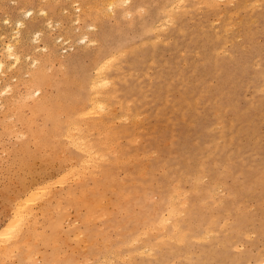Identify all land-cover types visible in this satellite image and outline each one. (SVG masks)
<instances>
[{
    "label": "rangeland",
    "instance_id": "1",
    "mask_svg": "<svg viewBox=\"0 0 264 264\" xmlns=\"http://www.w3.org/2000/svg\"><path fill=\"white\" fill-rule=\"evenodd\" d=\"M35 1L0 0V46L1 41H8L9 34L16 33L10 23L20 18L28 7L34 8L36 24L32 32L24 33L25 36L22 32L15 34L22 38L18 51L24 57H20L17 65L25 63L27 69L32 63L31 52L43 54L45 72L52 78V86L51 83L44 86L50 94L56 90L55 83L63 68L57 66L62 60L58 58L59 53L68 60L69 66L73 63V71L80 75L81 70L91 68V59L99 48L109 49L106 55L121 49L110 67V78L116 90L111 104L117 106L110 105V109L116 111H113L117 115L116 126L124 124L129 131L118 140L124 157L131 158L111 168L110 175L114 177L111 184L98 187L89 178L84 185L76 184L74 176L71 178L69 172L64 174L61 170L59 155L62 152L58 151L65 148H60L54 137L46 136L39 142L40 137L36 139L26 134L31 130L27 127L31 126L34 133L44 121L38 114L30 115L29 105L23 108L25 100L11 87L16 77H12L11 72L1 74L0 91L6 81L11 84V93H15L1 91L0 98L4 99L0 104L4 102L3 108L8 106L16 114L0 106V230L21 212L14 209L15 205H20V200L21 203L28 200L19 207L24 210V205H30L28 210L33 222L27 219L32 222L28 226L25 221L24 225L17 224L13 232L14 235L19 229V234L13 236L16 239L0 232V239L4 237L0 242V264H98V260L101 264H264V0H208L210 5L200 4L198 0H181L177 3L181 7L174 10L175 20L144 34H140L138 19L145 25L154 24L162 19L164 9L172 3L176 5L174 0H128L124 5L123 2L115 6L116 15L105 18L100 15L96 19L92 17L93 12L85 13L87 5L104 7L105 0ZM38 7H44L47 13L37 12ZM137 8L142 9H138L140 14ZM76 14L81 15L79 21ZM43 15L48 19L44 20ZM133 17L134 22L130 24ZM92 20L94 24L89 25ZM40 23L48 28L39 26ZM88 26L94 28L95 34L92 35ZM37 28L41 29L39 42L29 37L34 36ZM46 28L50 34L46 33ZM43 29L46 31L42 32ZM83 31L87 35L86 42L80 40ZM93 36L98 38V44ZM54 37L61 39L56 43ZM65 37L70 39L65 40ZM51 38L54 44H49L53 43ZM91 38L96 46L90 45ZM79 40L83 50L77 45ZM41 44L48 47L44 48L45 54L42 47L40 50ZM131 44L135 48L130 47ZM35 45H39L38 50ZM47 51L48 58L44 57ZM123 51H126L124 56ZM115 64L120 65L121 70ZM73 65L76 66L73 68ZM9 66L8 71L15 65ZM22 71L26 70L22 69L19 77L28 78V71L27 75ZM6 92L14 96L10 100L15 98L11 103ZM32 92L38 95L33 89L31 95ZM120 102L125 103V109L129 105L131 112L126 109L129 117L121 115ZM14 107L20 108L17 109L21 112L20 121L30 126L25 124L24 127L18 122ZM8 113L14 118L6 117ZM48 121V125L44 122L46 127L50 126ZM19 132H23L22 135ZM38 143L42 144L37 147ZM110 158L112 162V156ZM67 176L72 180L65 181ZM131 179L142 183L141 194L122 199L115 182L121 180L124 187L131 186ZM215 184L219 186L216 189ZM41 188L50 189L52 194L42 197ZM169 198H174L177 204L175 212L170 211ZM123 201L127 202L123 205Z\"/></svg>",
    "mask_w": 264,
    "mask_h": 264
},
{
    "label": "bare ground",
    "instance_id": "2",
    "mask_svg": "<svg viewBox=\"0 0 264 264\" xmlns=\"http://www.w3.org/2000/svg\"><path fill=\"white\" fill-rule=\"evenodd\" d=\"M18 1V0H17ZM37 1V0H36ZM35 1V2H36ZM73 1V0H72ZM75 1V0H74ZM100 1V0H99ZM98 1V2H99ZM101 1H103V0H101ZM128 0H105V6L103 7V6H100V7H91V5L90 4H88L87 5V9H86V11H85V13L86 14H89V13H92L93 12V16L92 17H94L95 19H96V17H98V18H100L101 16H104L103 18H105L106 16H108V15H110V16H113L114 14L116 15V13H117V11L114 9L115 8V6L119 3V4H121V3H123V5L124 4H126L125 2H127ZM183 1V0H182ZM210 1V0H209ZM213 1V0H212ZM216 1V0H215ZM42 2V1H41ZM56 2V1H55ZM174 3L176 2V5L174 4L173 5V3H172V5H169L168 6V8H166V9H164L163 10V17H162V19H160L159 18V21L160 20H162L161 22H159L158 20H157V22H159V23H157V22H155L154 24H149V25H145L146 23H143L142 22V20H140V19H138V24L140 25V29H141V31H140V34H144V33H147L148 31H154V30H157V29H159V27H162V26H164V25H162L163 23H170L171 21H173V20H175V15H174V10H176V9H178V8H180L181 7V5H177V3L179 4V3H181V0H174L173 1ZM186 2V1H185ZM200 2H203V3H205V4H208V5H210V3L208 2V0H198V3H200ZM15 3V2H14ZM23 3H24V1H23ZM39 3V2H38ZM44 3V2H43ZM101 3V2H100ZM104 3V2H103ZM184 2H182V4H183ZM216 3V2H215ZM75 4V3H74ZM102 4V3H101ZM201 4V3H200ZM39 5V4H38ZM69 5V4H68ZM77 5V4H76ZM103 5V4H102ZM212 5H213V2H212ZM249 5V4H248ZM50 6V5H49ZM78 6V5H77ZM185 6V5H184ZM198 6V5H197ZM20 7V6H19ZM24 8V7H23ZM60 8V7H59ZM74 8H76V7H74ZM80 7L78 6V9H79ZM82 8V7H81ZM183 8V7H182ZM181 8V9H182ZM37 9V8H36ZM62 9V8H61ZM77 9V10H78ZM138 9H140V8H137V10H136V12L138 11ZM185 9V8H184ZM197 9V8H196ZM200 9V8H199ZM76 10V11H77ZM80 10V9H79ZM141 11H142V9H140ZM140 10L138 11V14H140L139 12H140ZM251 10V9H250ZM22 11V10H21ZM47 10H45V8L44 7H38V9H37V12H42V13H44V15L47 13L46 12ZM62 11H63V9H62ZM108 11V12H107ZM129 11V10H128ZM33 12H34V8H31V7H28L25 11H22L21 12V17L20 18H18L17 20L15 19V21L14 22H12L13 24H11L10 23V25L11 26H13L12 27V31L13 32H16V33H19V34H21V32L23 33L22 35H24L25 36V34L24 33H29L31 30H32V27L36 24V22H35V15H33ZM84 12V11H83ZM35 13V12H34ZM49 13V12H48ZM123 13H125V11H123ZM127 13V12H126ZM142 13V12H141ZM36 14V13H35ZM38 14H40V15H42L41 13H38ZM86 14L84 15V17L86 16ZM129 14H131V12L129 13ZM128 14V15H129ZM43 15V16H44ZM51 15V14H50ZM101 15V16H100ZM122 15V14H121ZM176 15H177V13H176ZM47 16H48V14H47ZM76 16H77V19H76V17H75V19L77 20V21H79V17L81 16L80 14H79V17H78V14H76ZM127 16V15H126ZM228 16V15H227ZM18 17V16H17ZM89 17V16H88ZM91 17V18H92ZM130 17H131V15H130ZM44 20H46V19H48V18H46V16H44V17H42ZM50 18V17H49ZM94 18H92V19H94ZM113 18V17H112ZM228 18V17H227ZM6 19V18H5ZM7 19H8V17H7ZM38 19V18H37ZM74 19V18H73ZM134 19H135V17H133L131 20H130V24H132L133 22H134ZM76 20H72V21H76ZM140 20V21H139ZM150 20V19H149ZM4 21H6L5 23H8L7 21L8 20H4ZM43 20H41V22H42ZM48 21V20H47ZM55 21V20H54ZM76 21V23H78ZM93 21V20H92ZM98 21H100V20H98ZM46 22V21H45ZM60 22V21H59ZM90 22V21H89ZM143 23V25L144 26H141V24ZM157 23V25H156V29H155V24ZM4 24V23H3ZM38 24V23H37ZM48 24H50V22H47V25ZM52 24V23H51ZM94 24V21L92 22V24H90L89 23V25H93ZM46 25V24H45ZM45 25H42L41 23H40V25L39 26H44V27H46ZM88 24L86 23V26H87ZM99 25V24H98ZM166 25V24H165ZM6 26V25H5ZM38 25H36V27H37ZM38 26V27H39ZM63 26V25H62ZM96 25H94V28H96L95 27ZM90 27V29L92 30V35L93 34H95L94 33V28L92 27V26H88V28ZM93 29H92V28ZM102 27V26H101ZM158 27V28H157ZM165 27V26H164ZM41 28V27H40ZM47 28H48V26H47ZM46 28V29H47ZM178 28V27H177ZM162 29V28H161ZM217 29V28H216ZM9 30V29H8ZM10 30V31H11ZM35 30V29H34ZM33 30V31H34ZM87 30H89V29H87ZM163 30V29H162ZM38 31H41V29H39V28H37V32H36V30H35V33H34V36L33 37H31V36H29L30 37V39H32V40H34L33 38H35V41H37L38 40V38H39V35H41V34H39V32ZM44 31H46V30H44L43 29V31L42 32H44ZM60 31V30H59ZM64 31V30H63ZM68 32H69V30H67ZM183 31V30H182ZM32 32V31H31ZM81 32V31H80ZM79 32V33H80ZM227 32V31H226ZM3 33H4V31H3ZM9 33V32H8ZM15 33V34H16ZM41 33V32H40ZM47 34L49 33L48 32V29H47V32H46ZM60 33V32H59ZM65 33V32H64ZM78 33V32H77ZM83 33V34H82ZM82 33H80V35H81V38H80V40L82 41H84V42H86V38H85V35H84V33H85V31H83ZM15 34L13 35L12 33L11 34H9V38H8V41H6V42H4L3 43V41H1V46H0V75L2 74V75H5V72L7 73H9V72H11V73H9V74H11L12 75V77H16L15 78V82L13 81V80H11L12 79V77H11V79H10V81L12 82H14V83H12V86L11 87H13V89H14V91L16 92V93H18V94H16V95H21L22 97V100H25L24 101V107L23 108H27V106L29 105V109H28V111H29V113H30V115L31 116H34V115H37L38 114V116L40 115V117H41V119H42V122L44 121L46 124H47V119H49V121H50V126H47L46 127V125H44L45 123L43 122L42 124H43V126L40 128V130H38V131H36V132H32L31 130L33 129V128H30L31 126H30V124H26L24 121L23 122H21L20 121V117H21V115H20V117H19V113H21V112H19L20 110H17V109H20L19 107L18 108H16V107H14V108H16V111H17V117H19L18 119H19V121L18 122H20L21 123V125H22V123H23V125H24V127L26 126V125H28V126H30V127H27V129L29 128V129H31V130H27V133L26 134H28V135H32V136H34L33 138H35L36 137V139L38 138L39 139V137H40V140H39V142L42 140H44V139H46V136H51V138L52 137H54V140L56 139V142H59V145H60V148L62 147V149L63 148H65V150H61V151H58V152H60V154H61V152H62V154L61 155H59V160H60V166H61V170L64 172V174H66L65 173V171L68 173H70L71 175V178H72V176H74L75 177V179H76V184L78 183V184H80V185H84L85 183H86V181H87V179L89 178V179H91L92 180V182H93V184L94 185H96V186H98V187H103V186H105V185H107V184H111V182H113L114 181V177L112 178V176L110 175V172H111V168L115 165V166H119V165H121L123 162H125V158H127V157H124V149H122V147H120V143H119V137L120 136H124V135H126L129 131H128V129H127V127H126V125H124V124H120L119 126H116V124L114 123V118H117V115L114 113V112H116V111H112V109H110V105H112L111 104V100H112V97H114L115 96V92H116V90H115V87L113 86V82H112V80H111V78H110V75H111V73H110V67H113L112 65H113V61H114V59L115 58H118V57H116L119 53H121V49H118V50H116V51H113L112 53H109L108 52V55H106L107 53V51H109V49H101V48H99L96 52H95V54H94V56H93V58L91 59V68H87V69H83V70H81L82 72L80 73V75H79V72H77L76 70L75 71H73V69H72V64H71V66H69V62H68V60L67 59H63V54L62 55H60V53H59V57H58V55H57V57L60 59V57H61V59L62 60H60L61 62V64H58L59 63V59H58V61H57V66H60V68L61 67H63V68H61L60 69V78L59 79H57V81H56V83H55V87H56V90L54 91V93L53 94H50L49 92H47V90L45 91V87L44 86H47V85H49L50 83H51V85L50 86H52V78H51V75L50 74H48V73H46L45 71V69L46 68H44V67H46V66H44L45 64H46V60H44L43 59V54L41 53V52H43L44 51V48H46L47 46H49L47 43H46V45L47 46H43L42 44H41V46H40V50H42V48H43V51H40V53L42 54V55H40V54H38L39 52H37V53H34L33 54V52H31V54L32 55H30L31 57H32V63H33V67L32 66H30V64H32V63H29V65H28V67H27V69H26V64L24 63H22V65H20V63H19V65H17L18 64V62L20 61V57L21 58H24L23 56H20V51H18V49L20 48V40H22V38H20V36L17 34L16 36H15ZM50 34V33H49ZM8 35V34H7ZM21 35V36H22ZM65 35H67L68 36V34H65ZM1 36V35H0ZM27 37H28V35H26ZM79 36V35H78ZM78 36H77V38H78ZM87 36V35H86ZM104 36H105V34H104ZM160 36V35H159ZM158 36V37H159ZM4 37V36H3ZM2 37V38H3ZM26 37V38H27ZM57 37V36H56ZM56 37H54L53 39H54V41L57 43V41L59 42V40L61 39H56ZM59 37H61V36H59ZM107 37H109V36H106V38ZM156 37V36H155ZM222 37H224V36H222ZM1 38V39H2ZM67 37H65V40H67V39H70L69 37L66 39ZM76 38V39H77ZM78 38V39H79ZM93 38H94V40H95V42H96V44H98L99 42V40H97V39H95V36H93ZM93 38H91V40L93 39ZM23 39H25V37L23 38ZM28 39V38H27ZM29 39V40H30ZM75 39V41H77ZM26 40V39H25ZM51 40H52V38H51ZM57 40V41H56ZM65 40H62V41H65ZM72 40V39H71ZM79 40V41H80ZM91 40L90 41H88V39H87V41L88 42H90L91 43ZM153 40V39H152ZM155 40V39H154ZM157 40V39H156ZM53 41V40H52ZM54 41H53V43H49V44H54ZM72 41H74V40H72ZM81 41H80V43L78 42V46H79V44H81ZM117 41V40H116ZM141 41V40H140ZM26 42V41H25ZM29 42H31V41H29ZM37 42H39V40L37 41ZM47 42V41H46ZM88 42H87V44L85 45L86 46V48H88L90 45L92 46L93 45V43H94V45H95V42H93V40H92V43L87 47V45H88ZM101 42V41H100ZM118 42H119V40H118ZM31 43H33V41L31 42ZM43 43V42H42ZM72 43H74V42H72ZM76 43V42H75ZM114 43H116V42H114L113 41V44ZM119 43H121V41L119 42ZM142 43V42H141ZM24 44V43H23ZM44 44V43H43ZM83 45V47H85L84 46V44L85 43H82ZM106 44V43H105ZM103 45V46H106V45ZM144 44V43H143ZM25 45V44H24ZM74 45V44H73ZM76 45V46H77ZM109 45H111L112 46V44L110 43ZM36 46L37 47H39V45H35L34 46V48L35 49H37L36 48ZM51 46H53V45H51ZM78 46H77V48H78ZM96 46V45H95ZM102 46V47H103ZM133 46V44H131V46L130 47H132ZM139 46V45H138ZM42 47V48H41ZM50 47V46H49ZM81 47V45L79 46V49H82V47ZM129 47V48H130ZM134 47V46H133ZM220 47V46H219ZM33 47H32V49H34ZM76 48V49H77ZM107 48V47H106ZM109 48H111L110 46H109ZM122 48V47H121ZM128 48V47H127ZM135 48V47H134ZM46 49H48V47L46 48ZM84 49V48H83ZM82 49V50H83ZM123 49H125V48H123ZM131 49V48H130ZM29 50V49H28ZM38 50V49H37ZM52 50H54V49H52ZM126 50V49H125ZM32 51H34V50H32ZM51 51V50H50ZM127 51V50H126ZM126 51H123V53H122V56H124L123 54L126 52ZM22 52H23V50H22ZM70 52H73V50L72 51H70ZM111 52V51H110ZM130 52V51H129ZM132 52V51H131ZM168 52V51H167ZM29 53V52H28ZM49 53V51H47L46 52V56H44V57H49L48 55L50 54H48ZM51 53H53L52 51H51ZM68 53V52H67ZM180 53H181V51H180ZM216 53V52H215ZM220 53V52H219ZM30 54V53H29ZM44 54H45V51H44ZM67 55V54H66ZM54 56V55H53ZM68 56V55H67ZM76 56V55H75ZM119 56V55H118ZM120 56H121V54H120ZM29 57V56H28ZM27 57V58H28ZM78 57V56H77ZM46 58V59H47ZM51 59H52V57H50ZM152 58V57H151ZM26 59V58H25ZM24 59V60H25ZM29 59H30V61H31V58L29 57ZM23 60V61H24ZM70 60V59H69ZM78 60V59H77ZM80 60V59H79ZM22 61V62H23ZM30 61H28V62H30ZM49 61V60H48ZM56 61V60H55ZM72 61V60H71ZM184 61V60H183ZM27 62V63H28ZM44 62H45V64H44ZM54 62V61H53ZM48 63V62H47ZM153 63V62H152ZM11 64L12 66H14V68L13 67H11V68H13V70H10V71H8V66ZM26 65V66H25ZM48 65V64H47ZM51 65V64H50ZM116 65V64H115ZM114 65V66H115ZM25 66V67H24ZM29 66H30V68H29ZM56 66V67H57ZM74 66H76V65H73V68H74ZM117 66V65H116ZM115 66V67H116ZM118 66H120V65H118ZM117 66V68H119ZM10 67V66H9ZM15 69V70H14ZM26 70V71H28V78H25V79H23L21 76V78L19 77V75H21V70ZM50 69H51V67H50ZM120 69V68H119ZM92 70V71H91ZM121 70V69H120ZM26 71L24 72V71H22V72H24V74L26 73ZM76 72V73H75ZM126 72V71H125ZM143 72V71H142ZM145 72V71H144ZM148 72V71H147ZM52 73H55V72H52ZM77 73H78V75H77ZM121 73V72H120ZM119 73V74H120ZM135 73H137V72H135ZM8 74V75H9ZM23 74V73H22ZM118 74V75H119ZM148 74V73H147ZM25 75H27V73L25 74ZM54 75V74H53ZM52 75V76H53ZM121 75H123V74H121ZM126 75H128V73L126 74ZM125 75V76H126ZM145 75V74H144ZM54 76H57V75H54ZM116 77L115 78H117L118 76L117 75H115ZM135 76V75H134ZM114 76L112 75V78H113ZM13 78V79H14ZM55 78V77H54ZM57 78H58V76H57ZM119 78V77H118ZM123 78H124V76H123ZM123 78H121V79H123ZM138 79L140 78L139 76L137 77ZM136 78V80H138ZM7 79V78H6ZM9 79V78H8ZM120 79V78H119ZM126 81V80H125ZM10 82V83H11ZM115 83V82H114ZM3 86L2 87H4V88H2L1 89V91L4 93L5 91H8L9 93H11V87H10V85L11 84H8L6 81L4 82V84H2ZM11 88V89H10ZM8 89H10V90H8ZM12 89V90H13ZM32 89H33V91H37L38 92V95L36 96V94H35V92H32V95H31V91H32ZM35 89V90H34ZM0 91V92H1ZM14 91H12V92H14ZM121 91V90H120ZM8 92H6L7 94H8ZM14 92V93H15ZM36 92V93H37ZM39 92H41V93H39ZM5 93V94H6ZM13 93V94H14ZM34 93V94H33ZM1 94V93H0ZM12 94V93H11ZM12 94V95H13ZM4 95V94H3ZM10 94H8V98H9V100H10V98L12 97H14V96H9ZM35 95V96H34ZM5 96V95H4ZM3 96V97H4ZM1 98H2V96H0ZM116 97V96H115ZM133 97V96H132ZM0 98V101L1 100H3V99H1ZM17 98V97H16ZM6 99V98H5ZM15 99V98H14ZM14 99H11L9 102L11 103L12 102V100H14ZM122 99V98H121ZM120 99V100H121ZM127 100V99H126ZM129 100H131V99H129ZM5 101V100H4ZM16 101H17V99H16ZM122 101V100H121ZM137 101H138V99H137ZM6 102V101H5ZM8 102V100H7V104L9 103ZM14 102V101H13ZM20 102V101H19ZM18 102V103H19ZM128 102H130V101H128ZM1 103H3V105L1 106V104H0V106H1V109H4L3 108V106L5 105V103L4 102H1ZM14 103H17V102H14ZM117 103V102H116ZM126 103H127V101H126ZM132 103V102H131ZM6 104V105H7ZM21 104H22V102H21ZM125 104V103H124ZM123 104V105H124ZM12 105V104H11ZM10 105V106H11ZM14 105H16V104H14ZM121 108V111H122V116H127L128 115V112L126 111V109H128V107H129V105L127 106V108L125 109V107L121 104V102H120V104H118ZM113 106L114 105H112V108H113ZM126 106V105H125ZM7 108H8V106H6ZM114 107H117V106H114ZM6 108V109H7ZM141 108V107H140ZM6 109H4V110H6ZM9 109V110H8ZM7 109V111H11V109L12 108H8ZM115 109V108H114ZM129 109H130V107H129ZM129 109H128V111H129ZM22 110V109H21ZM134 110H137V109H135L134 108ZM12 111H14V109H12ZM11 111V112H12ZM216 111V110H215ZM214 111V112H215ZM6 112V111H5ZM27 112V111H26ZM129 112H131V111H129ZM137 111H135V113H136ZM12 113H14V114H16L15 112H12ZM133 113V112H132ZM2 114H7V113H2ZM2 114H1V117H2ZM13 114V115H14ZM26 114V113H25ZM138 114V113H137ZM23 116V115H22ZM118 116H120L119 114H118ZM137 116V115H136ZM135 116V117H136ZM141 116V115H140ZM5 117V116H4ZM6 117H10V114L8 113V115L6 116ZM11 117H13L14 118V116H11ZM10 117V118H11ZM127 117H129V115L127 116ZM134 117V118H135ZM3 118V117H2ZM35 118H36V116H35ZM38 118V117H37ZM137 118V117H136ZM135 118V119H136ZM33 119V118H32ZM46 119V120H45ZM120 119V118H119ZM127 119V118H126ZM125 119V120H126ZM133 119V118H132ZM133 120V121H135L136 122V120ZM22 120V119H21ZM36 120H38V119H36ZM33 121V120H32ZM34 121H35V119H34ZM33 121V122H34ZM49 121H48V123H49ZM123 121V120H122ZM127 121H128V119H127ZM133 121H132V123H133ZM33 122H31V124L33 123ZM36 122V121H35ZM134 122V123H135ZM1 123V122H0ZM9 123V122H8ZM15 123V122H14ZM29 123V122H28ZM38 123V122H37ZM216 123V122H215ZM218 123V122H217ZM26 124V125H25ZM35 124V123H34ZM33 125V124H32ZM48 125V124H47ZM1 126V125H0ZM6 126V125H5ZM8 126H10V125H8ZM16 126V125H15ZM14 126V127H15ZM37 126V125H36ZM136 126V125H135ZM134 125H133V127H135ZM212 126V125H211ZM132 127V126H131ZM8 128V127H7ZM11 129V128H10ZM26 129V128H25ZM24 129V130H25ZM34 129H36V128H34ZM137 130H138V128H136ZM213 129V128H212ZM215 129V128H214ZM21 130V129H20ZM19 130V131H20ZM23 130V131H24ZM26 131V130H25ZM134 131H136L135 129H134ZM134 131L133 132H131L132 134H134ZM12 133H13V131H11ZM220 132V131H219ZM15 133V132H14ZM21 132H19V135H22V133L20 134ZM36 133V134H35ZM135 133H137V131L135 132ZM24 135V134H23ZM14 136H15V134H14ZM133 136V135H132ZM137 136V135H136ZM230 136V135H229ZM29 137V136H28ZM131 137V136H130ZM135 137V136H134ZM133 137V139L135 140V138ZM127 138V137H126ZM138 138V137H137ZM21 139V138H20ZM26 139V138H25ZM119 139V140H118ZM128 139H129V137H128ZM133 139H131L132 141H133ZM27 140V139H26ZM140 140V139H139ZM46 141V140H45ZM51 141H53V140H51ZM6 142V141H5ZM17 142V141H16ZM22 142V141H21ZM27 142V141H26ZM29 142V141H28ZM31 142V141H30ZM34 142V141H33ZM134 142V141H133ZM131 143V142H130ZM35 144V143H34ZM39 144H42V143H38L37 144V147H38V145ZM54 144L55 143H53L52 145L54 146ZM16 145V144H15ZM51 145V144H50ZM36 147V146H35ZM55 147H57V146H55ZM10 148V147H9ZM12 148V147H11ZM21 148H23L22 146H21ZM58 149V148H57ZM7 150V149H6ZM5 150V151H6ZM37 150V149H36ZM43 150V149H42ZM52 150V149H51ZM59 150V149H58ZM12 151V150H11ZM15 151V150H14ZM38 151V150H37ZM23 152V151H22ZM153 152V151H152ZM212 152V151H211ZM12 153V152H11ZM134 153V152H133ZM155 153V152H154ZM30 154V153H29ZM53 154V153H52ZM58 155V154H57ZM129 155V154H128ZM141 155V154H140ZM148 155V154H147ZM151 155V154H150ZM38 156V155H37ZM48 156V155H47ZM46 156V157H47ZM112 156V162H110L109 160H111V157ZM143 156V155H142ZM31 157H32V155H31ZM30 157V158H31ZM130 156H128V158H129ZM50 158V157H49ZM58 158V157H57ZM56 158V159H57ZM128 158L126 159V160H128ZM131 158V157H130ZM44 159H45V157H44ZM54 159V158H53ZM1 160V159H0ZM47 160H48V157H47ZM58 160V159H57ZM128 161H130V160H128ZM132 161V160H131ZM24 162V161H23ZM44 162H45V160H44ZM48 162V161H47ZM23 164V163H22ZM57 164V163H56ZM9 166V165H8ZM31 167V166H30ZM17 168H19V167H17ZM60 172V173H63V172ZM139 172H141V170L139 171ZM30 173H32V172H30ZM142 173V172H141ZM63 174V175H64ZM125 174V173H124ZM123 174V175H124ZM137 174V173H136ZM151 174V173H150ZM62 174H61V176H63ZM110 175V176H109ZM151 176V175H150ZM33 177H34V175H33ZM56 177H58V176H56ZM68 177V176H67ZM74 177H73V179H74ZM71 178H67V179H65V181L66 180H72ZM26 179V178H25ZM64 179V177H62V179H61V182H62V180ZM119 179V178H118ZM179 179H181V178H179ZM29 180H30V178H29ZM33 180V178L30 180V181H32ZM196 179H194L193 181H195ZM199 180V178L197 179V181ZM16 181V180H15ZM23 181H25V180H23ZM49 181V180H48ZM59 183H60V180L58 179L57 180ZM51 183H53L52 181H50ZM130 182V181H129ZM25 183V182H24ZM28 183V182H27ZM48 183V182H47ZM64 182H62V184H63ZM124 183H126V182H124ZM176 183H178V182H176ZM61 183H60V185H62ZM89 184H90V182H89ZM115 184H116V188H117V190H118V193L120 194V197L122 198V199H128L131 195H138V193L139 194H141V192H139L140 191V184H142V183H140V182H138V180L136 181V180H133V179H131V183H129V184H131V186L129 185V186H125L124 187V185H123V182L120 180V181H117V182H115ZM146 184V183H145ZM156 184V183H155ZM179 184V183H178ZM178 184H175L176 185V187L177 186H179ZM21 185H22V183H21ZM175 185H173L174 187H175ZM193 185H194V182H193ZM25 186V185H24ZM23 186V187H24ZM44 186V185H43ZM59 186V185H58ZM91 186V188L93 187L92 185H90ZM89 186V187H90ZM215 186H216V184H215ZM44 187H46V185L44 186ZM43 187V188H44ZM48 187V186H47ZM130 187H131V189H130ZM194 187V186H193ZM195 187H196V185H195ZM219 187V186H218ZM217 186L214 188V189H216V188H218ZM27 188V187H26ZM43 188H41V190H39V192L41 191V194H42V197H44L45 195H48V194H52V193H50V189H46V191H45V189H43ZM83 188V187H82ZM160 188V187H159ZM158 188V189H159ZM43 189V190H42ZM53 189V188H52ZM79 189H80V187H79ZM98 189V188H97ZM99 189H102V188H99ZM142 189H143V187H142ZM20 190V189H19ZM22 190H24V189H22ZM34 190V189H33ZM49 190V191H48ZM83 190H85L84 188H83ZM91 190H93V188L91 189ZM114 190V189H113ZM116 190V191H117ZM159 190H161V189H159ZM178 190V189H177ZM176 190V192H178ZM219 190V189H218ZM43 191H45V192H43ZM38 192V191H37ZM169 192H170V189H169ZM174 192V191H173ZM186 192V191H185ZM48 193V194H47ZM175 193V192H174ZM179 193V192H178ZM177 193V194H178ZM43 194H45V195H43ZM83 194V193H82ZM80 195H81V193L79 194V197H80ZM85 195V193L83 194V196ZM25 196V195H24ZM40 196V195H39ZM100 196V195H99ZM171 196H173V194H171ZM170 196V197H171ZM34 197V196H33ZM137 197V196H136ZM135 197V198H136ZM145 197V195L143 196V198ZM40 198V197H39ZM45 198V197H44ZM60 198V197H59ZM59 198H58V200H59ZM81 198H82V196H81ZM142 198V199H143ZM162 198V197H161ZM176 198V197H175ZM177 198L179 199V197L177 196ZM176 198V199H177ZM24 199V198H23ZM141 199V200H142ZM159 199H160V197H159ZM170 199V198H169ZM26 200V199H25ZM25 200L24 201H22V203L24 202L25 203ZM33 200H34V198H33ZM102 200V199H101ZM104 200V199H103ZM102 200V201H103ZM18 201H19V199H18ZM21 201V200H20ZM19 201V206H21L22 205V203ZM26 201H28V200H26ZM102 201H100V204L99 205H101V202ZM157 201H158V199H157ZM186 201V200H185ZM17 202V201H16ZM37 202V201H36ZM99 202V201H98ZM103 202H105V201H103ZM121 202V201H120ZM124 202H127V201H123V205L125 204ZM131 202V201H130ZM170 203V211L171 212H175L176 211V208H177V204L175 203V200H174V198H171L170 199V201H169ZM32 203V202H31ZM41 203V202H40ZM132 203V202H131ZM137 203H138V201H137ZM186 203V202H185ZM17 204H18V202H17ZM30 204V203H29ZM29 204H27V205H29ZM36 205H38V204H36ZM35 205V206H36ZM136 205V204H135ZM19 206H16L15 205V207L17 208H14L15 210H21V212H22V214H21V212L20 213H18V214H15V218L14 217H12L11 218V220L9 221V223L6 225V227H4L2 230H0V232H2V234L5 236V237H10L11 235H12V237L13 236H15V235H17V233L19 234V227L16 229L17 231H15V233L16 234H14L13 235V232H14V230H15V226L17 225V224H19L20 222H21V225H24V221L26 222L25 223V226L28 224L29 225V222H31L32 220L30 219V216L32 215V213H30L29 212V210H28V207H30V205L29 206H27L26 207V205H24L25 206V208H27V209H25L24 208V210H27V211H24L23 210V208L21 209V207H19ZM23 206V207H24ZM58 206V205H57ZM138 206V205H137ZM140 206H142V205H140ZM18 207L20 208V209H18ZM31 207H34V206H31ZM154 207V206H153ZM58 208H59V206H58ZM57 209V208H56ZM139 209V208H138ZM15 210H13L12 209V211H15ZM23 210V211H22ZM141 210V209H140ZM32 212H35V211H33L32 210ZM37 212V211H36ZM35 212V213H36ZM14 213V212H13ZM16 213V212H15ZM166 213V212H165ZM180 213V212H179ZM72 214V213H71ZM95 214V213H94ZM102 215H103V211H102V213H101ZM105 214V213H104ZM18 215V216H17ZM166 215V214H165ZM171 215H172V213H171ZM69 216V215H68ZM67 216V217H68ZM88 216V215H87ZM103 216H105V215H103ZM91 216H89V218H90ZM14 218V219H13ZM92 218V217H91ZM165 218V217H164ZM31 220V221H29V222H27L28 220ZM166 219V218H165ZM42 220V219H41ZM63 220V219H62ZM77 220V219H76ZM164 220V219H163ZM74 221V223H76L75 222V220H73ZM79 221V220H78ZM167 221V220H166ZM23 222V223H22ZM33 222V221H32ZM31 222V223H32ZM35 218H34V225H35ZM61 224V223H60ZM71 224H73L72 222H71ZM20 225V226H21ZM27 225V226H28ZM33 225V226H34ZM62 225V224H61ZM35 227H36V225H35ZM21 228V227H20ZM149 228V227H148ZM162 229H163V227H162ZM154 231V230H153ZM79 233V232H78ZM77 233V235H79ZM29 235H30V233H28ZM63 234V233H62ZM138 235H141L140 233L138 234ZM3 237V236H2ZM1 237V238H2ZM39 237V236H38ZM77 237V236H76ZM111 237V236H110ZM4 238V237H3ZM3 238L2 239H0L1 241L0 242H2V240H3ZM11 238V237H10ZM61 238V237H60ZM120 238V237H119ZM5 239H7V238H5ZM12 239V238H11ZM13 239H16V237H13ZM172 239V238H171ZM7 240H9V239H7ZM132 240V239H131ZM5 241V240H4ZM26 241H27V239H26ZM84 243H86V242H84ZM135 243V242H134ZM133 244V243H132ZM2 246L3 247H5V245L4 244H2ZM13 246V245H12ZM119 246V245H118ZM13 248H16V247H12V249ZM18 248V247H17ZM75 249H76V247H75ZM146 249V248H145ZM10 250V249H9ZM16 250V249H15ZM109 253H111V252H109ZM138 253H139V251H138ZM113 255H114V251H113V253H112ZM119 254V253H118ZM117 254V255H118ZM142 254V253H141ZM145 254H147L146 252H145ZM151 254V253H150ZM107 255V254H106ZM120 255V254H119ZM126 255V254H125ZM130 255V254H129ZM97 256V255H96ZM128 256V255H127ZM33 257V256H32ZM104 259H105V257H104V255L102 256ZM107 257H108V255H107ZM123 257L124 256H122V260H123ZM129 257V256H128ZM110 258V257H109ZM119 258V257H118ZM107 259V258H106ZM112 259V258H111ZM37 260V259H36ZM88 260V259H87ZM86 260V261H87ZM125 260V259H124ZM81 262V261H80ZM79 263V262H78ZM88 263H89V261H88ZM97 263L99 264L100 262H99V260L97 261ZM107 263V262H106ZM80 264V263H79ZM96 264V263H95ZM101 264V263H100ZM103 264V263H102ZM110 264H111V262H110Z\"/></svg>",
    "mask_w": 264,
    "mask_h": 264
}]
</instances>
